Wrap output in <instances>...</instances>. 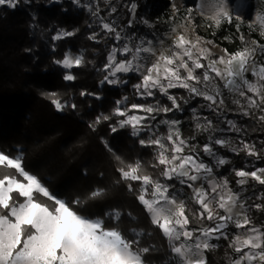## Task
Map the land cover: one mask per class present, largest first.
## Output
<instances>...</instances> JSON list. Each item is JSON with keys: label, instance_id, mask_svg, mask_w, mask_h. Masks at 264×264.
<instances>
[{"label": "snow or ice", "instance_id": "snow-or-ice-1", "mask_svg": "<svg viewBox=\"0 0 264 264\" xmlns=\"http://www.w3.org/2000/svg\"><path fill=\"white\" fill-rule=\"evenodd\" d=\"M19 3L20 0H0V6L11 9ZM75 3L95 17L101 31L116 41L108 51L106 63L98 69L104 73L100 83L126 84L128 81L122 74L133 73L138 80L132 85L134 95L145 101L153 98L151 103L129 105V98L125 96L116 102L111 114L97 116L90 127L95 128L115 116L119 119L110 125L112 132L130 128L133 136L147 135L139 143L154 149L155 163L151 167L159 169L157 176L148 173L140 160L129 163L114 153L113 158L121 180L127 182L128 190L143 206L150 223L167 240L168 264H207L205 252L216 249L218 245L212 241L219 239L227 240L231 249L228 264H264V231L253 224L249 215L251 206L246 207L247 202L241 200L240 193L233 191L227 178H217L214 173V168L229 163L217 155L216 145L236 154L244 152L261 159L255 144L214 138L212 133L225 129L216 128L207 117L201 118L196 108L191 109L195 129L209 133L202 148L190 143L195 140L194 135H183L181 120L160 119L158 124L152 123L161 114L183 112L182 105L201 98L205 101L200 105L201 109H208L225 119L229 126L227 131L240 133L243 129L224 115L232 110L226 104L229 95L231 104L237 106L236 111L264 122V63L259 61V57H264V44L241 34V48L232 53L225 49L224 54L215 56L206 46L212 41L185 34L191 26L189 13L188 23L181 25L185 31L178 33L173 28L175 35L171 44L165 46L161 40L157 46L153 40L125 34L124 27L106 22L100 16L98 4H82L81 0H75ZM126 7L134 17L137 4ZM214 9L208 19L217 28L235 20L239 30L242 18L239 15L233 17L227 0H215ZM115 11L113 6L111 12ZM257 20L260 35L264 37V15L258 16ZM142 23L148 24V21ZM132 26L133 20L129 19L126 27ZM73 35L75 31L62 30L53 39ZM98 37L100 33L94 32L89 39L97 41ZM55 63L71 70L82 67L85 58L82 52L79 55L67 52ZM64 79L74 81L76 76L69 71ZM174 89L185 90L187 97L173 94L171 90ZM49 98L58 110L66 106L55 93L49 94ZM161 98L170 103H162ZM69 106L76 107L75 104ZM158 125H164L166 131L160 132ZM201 153L214 164L206 163ZM233 171L239 178L238 185H245L249 179L264 185V167ZM174 180L191 190L187 201L171 191L175 184L168 181ZM132 182H139V186L134 189ZM103 194V189H96L83 200L58 198L37 175L25 170L21 156L0 151V264H147L146 256L159 251L155 245L142 243L151 233L135 227L125 233L119 226L123 215L119 209H111L97 217L85 216L78 211L77 206L83 207ZM190 203L198 208L193 211ZM255 207L264 209V204ZM128 216L135 219L131 213ZM204 221L212 223L206 225ZM194 223L199 226L190 227ZM230 226L236 231L230 230Z\"/></svg>", "mask_w": 264, "mask_h": 264}, {"label": "trees", "instance_id": "trees-1", "mask_svg": "<svg viewBox=\"0 0 264 264\" xmlns=\"http://www.w3.org/2000/svg\"><path fill=\"white\" fill-rule=\"evenodd\" d=\"M136 2L137 15L170 17L167 10L163 12L167 0ZM93 21L89 12L71 0H20L15 9L0 7V151L12 156L20 154L25 170L37 175L54 195L66 201L83 200L92 191L103 189L102 196L89 200L83 207L77 206L78 211L97 217L119 209L123 213L119 226L125 233L133 227L151 233L142 243L155 245L159 251L146 256L147 264H168L167 240L150 223L143 206L128 190L127 182L121 180L113 158L114 153L129 163L140 160L155 177L159 171L151 167L155 152L141 145L129 128L112 132L110 125L118 117L90 127L97 116L111 114L125 94V86L100 83L104 73L98 69L106 63L113 39L103 34L97 41L89 39L95 30ZM221 29L232 31L234 37L225 39L212 31L203 34L229 53L242 47L241 34L264 43L259 33L245 25L237 30L236 24L225 22ZM62 30L75 31V35L54 40ZM69 50L82 52L85 58L82 67L72 70L74 81L65 80V70L55 63ZM82 92L88 94L81 95ZM175 92L185 94L182 89ZM52 93L66 105L63 110L52 103ZM227 103L235 106L230 96ZM71 104L76 107H70ZM244 122L247 134L263 137L261 123L249 118ZM132 183L134 189L139 186V182ZM186 190L189 191L187 187ZM189 207L193 211L198 208L191 203ZM230 255L228 241L221 239L216 249L208 251L207 264H228Z\"/></svg>", "mask_w": 264, "mask_h": 264}, {"label": "rangeland", "instance_id": "rangeland-1", "mask_svg": "<svg viewBox=\"0 0 264 264\" xmlns=\"http://www.w3.org/2000/svg\"><path fill=\"white\" fill-rule=\"evenodd\" d=\"M73 1L74 5L79 7L80 9L85 8L78 6ZM82 4L92 3L94 6L99 5L100 8V16L104 17L106 22H114V24L119 27L125 28V34L135 35L137 38L139 37H146L149 40H153L154 44H157L159 41H164V45L168 46L172 42V38L174 37L175 33H173V28L177 30V32H184V28L181 25L188 23L189 13H190V20L191 26H189L188 31L185 33L189 35L191 38H195V36L203 37L207 41H212V44L206 45L207 47L212 49V52L215 56H219L224 54L225 48L222 47L220 44L215 43L212 39L205 36L203 33H207L212 31L217 36H222L225 39H232L234 37L232 31L230 30H222L221 24L218 28L212 23L208 17L214 14V3L215 0H167V3H163V12L167 10L170 17L164 16V19H161L160 16H153L148 15L147 13L143 15H137L135 11V16L133 17L132 14L129 12L126 5L131 3H136V0H81ZM228 10L233 15V17L239 15L242 18V22L240 23L239 27L245 25L250 29V31H256L260 34V25L257 17L260 15H264V0H227ZM116 8L115 12H111L112 7ZM2 7V6H0ZM137 10V9H136ZM87 11V10H86ZM88 12V11H87ZM92 16V15H91ZM133 20L132 28H127L126 22L127 18ZM93 27L94 32L103 34L105 37H108L106 33L101 31V28L96 21V18L93 17ZM128 19V20H129ZM148 21V24L142 23V21ZM212 26H209V25ZM231 24H236V21L233 20ZM251 26V27H250ZM60 32V31H59ZM58 32V33H59ZM57 33V34H58ZM56 34V35H57ZM55 35V36H56ZM110 38V37H108ZM240 38V36H239ZM264 38V37H263ZM247 39V38H246ZM249 40H256V39H249ZM258 41V40H257ZM116 41L113 40V44ZM112 44V45H113ZM264 44V43H261ZM74 55H79L80 53H74ZM66 52V53H67ZM259 61L264 63V57H259ZM206 63V62H205ZM62 66V65H60ZM63 67V66H62ZM75 68V67H74ZM65 74L69 71L73 74L72 70L65 69ZM122 78L126 79L128 82L126 84L120 85H112V86H125V94L124 97H128L129 105L131 103H151L154 102L153 98H149L147 101L141 99L140 97L134 95V89L132 87L133 84L137 83L136 74L130 73L123 75ZM174 89L171 90L173 94L177 96H185L187 97V93L185 90V94L183 92H175ZM230 96V95H229ZM119 101V100H118ZM161 102L164 104H168L166 99L161 98ZM205 103L201 98H196L190 101L187 105H182L184 108L183 112H176V113H168L167 115L161 114L157 117L156 121H152V123L158 124L160 119H179L182 121L181 124V131L185 137L195 136V140L190 141V143L198 145L202 148L203 144L207 142V136L209 133H200L195 129V121L192 120V111L191 109L196 108L198 111V115L203 118L207 117L208 119L212 120L213 125L218 129H225V131H215L213 134L214 138H226L231 139L234 142L238 143L240 140H244L245 142L254 143L257 150L260 151L261 159H257L256 157L247 156L244 152H240L236 154L230 151L228 148H221L219 145H216V152L218 156H221L229 161L228 164L214 168V173L217 178H227L229 181V186L240 193L241 200L246 201V207L251 206L249 208V215L253 221V224L257 227H260L262 231H264V209H257L255 207L256 204H264V185H260L258 182L249 179L248 182L241 186L236 183L239 179L235 176L233 169H244L246 171H252L256 168L264 167V135L262 138L258 136H254L251 133L247 134L245 129L246 123L244 119L249 118L251 120L257 121L261 123L264 127V122H260L253 116H243L241 113L236 111L235 109L237 106L231 107L226 100L227 107L232 109L230 111H226L224 115L228 120H234L237 126L243 129L242 132L236 133L233 131H227L228 125L226 120L222 117H217L215 113L210 112L208 109H201L200 105ZM124 105H121L123 107ZM260 113L257 110L256 116ZM160 132H165L166 127L164 125H158ZM130 129V128H129ZM131 130V129H130ZM132 134V133H131ZM138 139H146L147 135L145 133H141L139 136H134ZM153 149V148H152ZM154 151V149H153ZM225 151L231 153L229 156ZM203 159L206 163L214 164V161L211 158L205 156L201 153ZM18 156H21L20 154ZM162 182L163 179H162ZM168 183L175 184V188L171 191L175 192L176 195L184 200L188 199L191 190H186V186H182L179 184L178 181H168ZM221 214H223L221 212ZM199 225L191 224L190 227H198ZM230 230L233 232L236 231L232 229L230 226ZM219 240H213L212 243L219 244ZM208 251L205 252V257L207 259Z\"/></svg>", "mask_w": 264, "mask_h": 264}, {"label": "built area", "instance_id": "built-area-1", "mask_svg": "<svg viewBox=\"0 0 264 264\" xmlns=\"http://www.w3.org/2000/svg\"><path fill=\"white\" fill-rule=\"evenodd\" d=\"M221 212H222V210H221Z\"/></svg>", "mask_w": 264, "mask_h": 264}]
</instances>
